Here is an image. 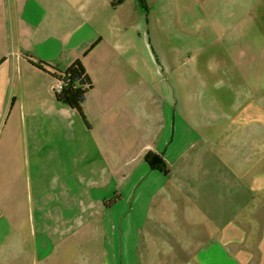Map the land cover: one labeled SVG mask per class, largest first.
I'll return each instance as SVG.
<instances>
[{"label":"crops","instance_id":"0c3cea01","mask_svg":"<svg viewBox=\"0 0 264 264\" xmlns=\"http://www.w3.org/2000/svg\"><path fill=\"white\" fill-rule=\"evenodd\" d=\"M186 3L165 46L140 0H0V264H264V0ZM78 60L83 115L34 65Z\"/></svg>","mask_w":264,"mask_h":264},{"label":"rangeland","instance_id":"374dc122","mask_svg":"<svg viewBox=\"0 0 264 264\" xmlns=\"http://www.w3.org/2000/svg\"><path fill=\"white\" fill-rule=\"evenodd\" d=\"M188 0H148L151 14L148 21L143 23V27L150 32L157 33L162 38L163 44L168 45L173 32H181L184 34L187 30H198L204 25V12L200 6L196 10H192ZM189 14H192L189 20ZM174 15V16H173ZM178 44H187V38L182 37L177 40ZM189 54H185L180 63L184 67H188ZM234 100L229 99V103Z\"/></svg>","mask_w":264,"mask_h":264},{"label":"trees","instance_id":"16d2710c","mask_svg":"<svg viewBox=\"0 0 264 264\" xmlns=\"http://www.w3.org/2000/svg\"><path fill=\"white\" fill-rule=\"evenodd\" d=\"M140 4L143 9L150 11L148 0H140ZM34 65L57 79L59 83L63 84V89L61 91L57 92L56 90L55 94L57 100L82 114L83 104L85 103L88 94L94 88L93 81L83 64V61H76L65 71L52 69L43 62L35 63ZM146 159L153 170L167 173V164L163 161L161 156L149 153Z\"/></svg>","mask_w":264,"mask_h":264},{"label":"built area","instance_id":"2783aa9c","mask_svg":"<svg viewBox=\"0 0 264 264\" xmlns=\"http://www.w3.org/2000/svg\"><path fill=\"white\" fill-rule=\"evenodd\" d=\"M62 89H63V84H62V83H59V84L57 85V88H56L57 92H58V91H61Z\"/></svg>","mask_w":264,"mask_h":264}]
</instances>
